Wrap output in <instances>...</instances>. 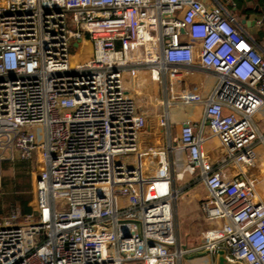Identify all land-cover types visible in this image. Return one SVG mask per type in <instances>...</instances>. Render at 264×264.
<instances>
[{"label":"built area","instance_id":"built-area-1","mask_svg":"<svg viewBox=\"0 0 264 264\" xmlns=\"http://www.w3.org/2000/svg\"><path fill=\"white\" fill-rule=\"evenodd\" d=\"M177 107L201 109L206 128L183 122L179 146ZM258 114L264 52L226 5L0 0V164L37 168L36 210L0 219V264H177L217 250L264 264ZM162 130L171 140L150 143ZM178 148L208 191L193 251L177 230Z\"/></svg>","mask_w":264,"mask_h":264},{"label":"crops","instance_id":"crops-1","mask_svg":"<svg viewBox=\"0 0 264 264\" xmlns=\"http://www.w3.org/2000/svg\"><path fill=\"white\" fill-rule=\"evenodd\" d=\"M209 6L216 5L217 2L223 5H226L232 16L236 19L237 24L244 30V32L261 48L264 52V0H242L244 3V8L247 10H252V13L249 16L243 14L241 10H237V7L234 3V0H203ZM243 20H247L248 23L243 24ZM264 117L262 114H258L257 120L260 129L264 132ZM172 124V140L179 146L180 130L183 122L190 120L196 124V131L198 133L205 132L204 124V114L203 111L199 108L189 109L184 107L174 108L171 112ZM205 130V131H204ZM156 132V136L151 139L150 143H168L171 139L167 136L166 130H162L160 133ZM154 134V133H152ZM151 138V136H150ZM210 146L215 145L212 141L209 143ZM142 145H145L142 143ZM177 150H181L178 148ZM182 163L178 166L176 165L175 155V171L176 173H185L186 172V161L184 157V152L181 150ZM17 160L14 162L8 163H17ZM30 162V161H29ZM4 163V162H3ZM32 163V172H33V162ZM2 164V163H1ZM239 172V167L233 164H230L226 171L225 175L227 178L235 177ZM191 178L185 180L181 183L180 188L183 189V200L190 209L191 216L188 218L189 221L186 223H179L180 210H179V201L176 206V222L177 230L180 237L181 244L183 247L188 248L193 251L194 248L199 244L201 239L202 232L208 228L211 224L206 221L202 212L200 210V201L205 198L208 194L206 186L200 182L197 177L190 175ZM182 181V180H181ZM180 183V182H179ZM183 184V185H182ZM179 186V185H178ZM36 187V180H35ZM32 202V201H31ZM35 204H36V193H35ZM31 206V203H30ZM32 208V206H31ZM12 212V211H11ZM10 212V213H11ZM32 212H34L32 208ZM31 212V213H32ZM9 215V214H8ZM4 218V217H3ZM1 219V218H0ZM177 264H215V255L205 252H192L185 258L178 261Z\"/></svg>","mask_w":264,"mask_h":264},{"label":"rangeland","instance_id":"rangeland-1","mask_svg":"<svg viewBox=\"0 0 264 264\" xmlns=\"http://www.w3.org/2000/svg\"><path fill=\"white\" fill-rule=\"evenodd\" d=\"M88 56L85 54L83 56V59L87 58ZM182 152L181 150H177L175 153V161H176V165L178 166L179 164L181 165L182 163V158H181ZM129 161V166H134L136 161L135 158L128 160ZM33 172H32V181H33V185H32V202H31V206L33 208V210H36V204H35V180H36V174H37V168H36V164L33 162ZM14 163H8V162H4L2 164H0V207H1V211H0V218L6 217L8 216V214H10V211L8 210V206H9V202H10V196L7 193V186L6 184H9L11 187L14 184L15 180L17 179V173L15 168L13 167ZM188 178L190 179L191 176L189 173L185 172L183 174V179L182 181L179 183V187L181 186V183H183L185 180H188ZM12 184V185H11ZM183 185V184H182ZM179 210H180V218H179V223H186L188 220V218L191 216V212L190 209L188 208L187 204L185 203V201L183 199H179Z\"/></svg>","mask_w":264,"mask_h":264},{"label":"trees","instance_id":"trees-1","mask_svg":"<svg viewBox=\"0 0 264 264\" xmlns=\"http://www.w3.org/2000/svg\"><path fill=\"white\" fill-rule=\"evenodd\" d=\"M237 10H241L243 14L249 16L252 10L244 8L242 0H234ZM17 173V179L12 187L9 184L7 186V193L10 196V202L8 210H20L21 214L27 215L32 212L30 203L33 199L32 196V163L29 161H18L13 166ZM1 211V207H0Z\"/></svg>","mask_w":264,"mask_h":264},{"label":"water","instance_id":"water-1","mask_svg":"<svg viewBox=\"0 0 264 264\" xmlns=\"http://www.w3.org/2000/svg\"><path fill=\"white\" fill-rule=\"evenodd\" d=\"M242 23L246 24V23H248V21L243 20ZM214 255H215V264H239V263L230 262L227 259L225 250H217V251H215Z\"/></svg>","mask_w":264,"mask_h":264}]
</instances>
